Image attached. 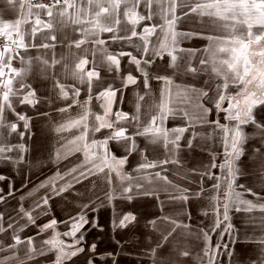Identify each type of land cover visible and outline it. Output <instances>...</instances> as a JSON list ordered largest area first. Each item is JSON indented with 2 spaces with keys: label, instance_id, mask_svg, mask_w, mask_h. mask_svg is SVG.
<instances>
[{
  "label": "snow or ice",
  "instance_id": "6c2138e0",
  "mask_svg": "<svg viewBox=\"0 0 264 264\" xmlns=\"http://www.w3.org/2000/svg\"><path fill=\"white\" fill-rule=\"evenodd\" d=\"M7 4L18 10L19 16L0 19V162L29 163L25 153L29 151L26 145L33 117L27 111L41 103L37 89L28 82L34 70L54 81L66 102L56 111L66 118L52 129L58 134L59 146L50 159L57 168L38 185L37 190L44 189V195L30 209L19 204L0 210V264H95L97 244L86 243L85 232L99 227L89 216L99 210L97 205L105 204L112 206L114 230L135 229L149 240L154 236V246L144 245L153 264H177L180 257L191 261L193 256L198 264H224L225 260L241 264L242 257L232 246L237 243L254 246V256L246 264H264V165L259 176L261 190L238 182L244 175L239 167L244 145L251 139L245 126L256 129L264 142V0H7ZM190 17L198 18L201 27L179 30ZM205 20L208 28L203 27ZM68 29L73 38L58 39L57 34ZM184 41L206 43L203 47H183ZM57 47L66 49L59 58ZM122 61L132 67L122 70ZM56 66L72 83L56 78ZM201 73L209 76L206 88L176 84V79L194 80ZM130 86L143 91L136 93L131 115L122 108ZM82 90L86 96L83 101L79 99ZM173 95L181 103L194 99L195 120L220 130L222 156L218 160L213 155L202 171L193 170L199 177L193 182L196 190L174 184L166 174L168 165L182 166L180 141L193 119L184 109L170 106ZM149 96L152 103L144 122L140 102ZM74 107L80 109L76 115H72ZM209 113H222L227 122L207 120ZM177 115L190 123L166 127L169 118ZM123 124L134 127L129 131ZM196 135L192 133L187 139L188 147ZM155 146L163 147L164 158H149ZM6 180L0 174V181ZM77 185L84 191H76V198L87 196V202L79 204L76 213L66 219L58 221L53 215L37 225L33 212L39 209L38 214L48 216L50 200L66 199L64 194L73 192ZM12 196L9 187L7 197ZM146 198H151L159 214L141 224L138 214L124 207L135 209L132 202ZM7 203L0 188V204ZM192 203L208 220L197 230L196 239L201 243L195 252L185 244L191 235L185 219H192ZM119 205L124 207L117 211ZM256 211L262 214L261 231L249 236L246 229L255 225L256 217L251 214ZM239 213L248 214L241 225L243 239L241 227L234 222ZM58 225L65 230H56ZM29 226L38 231L22 238ZM41 234L47 238L37 247L35 241ZM21 245L26 246L23 254ZM116 246L120 247V241ZM111 264L117 261L113 258Z\"/></svg>",
  "mask_w": 264,
  "mask_h": 264
},
{
  "label": "crops",
  "instance_id": "0c3cea01",
  "mask_svg": "<svg viewBox=\"0 0 264 264\" xmlns=\"http://www.w3.org/2000/svg\"><path fill=\"white\" fill-rule=\"evenodd\" d=\"M19 13L18 10H13L8 4L7 0H0V19L3 20H14L18 18ZM189 19V18H188ZM195 20L196 18L192 19ZM187 19L183 21L179 25V30L182 31H188L193 28L201 27V24L198 23H191L187 26L186 23ZM199 21V19H198ZM200 22V21H199ZM203 27L208 28V25H203ZM210 31H214L212 29H209ZM58 39H63L64 36H68L69 39L73 38V33L71 29H68L64 33H58ZM206 41H184L182 43L183 47H203ZM125 50H131L128 47H125ZM66 49L57 47L56 49V57L59 58L61 54L65 53ZM133 54L135 52L133 51ZM18 66V65H17ZM124 67L131 68V65H128L126 61H122V70ZM55 73V76L57 79L60 80L61 83H72V81L67 80L65 76L62 74V70L60 66H56V68L53 70ZM205 75V76H204ZM207 74L201 73L200 76L196 77L194 80L191 77H184L183 79H176V84H186V83H193L197 87L198 84H202V80L209 81V76H206ZM198 80V81H197ZM35 87L38 91V97L41 99V103L37 105L35 109H31L27 111V115L33 117V127H32V136H29L27 141V147H29V151L25 153L27 160L29 161L31 166L32 164L39 163L40 162V169L41 171H44L47 167H52L51 170L53 172L57 168V164L53 162L50 159V154L54 153V148L51 149V153H49L48 158L45 157V154L43 155L42 146L44 145L43 140L38 141L36 144L37 147L33 148L32 145V139L33 137H37L35 134L38 129L49 128L50 134L49 138L52 140L50 143L51 146L57 144L58 145V134L55 133L52 129L54 124L63 122V120L66 118V114H61L56 111V109L64 107L66 102L59 96L58 89L55 87L54 81L52 79L44 78L43 75H41L37 70H34V73L32 75V78L28 81ZM202 82V83H201ZM120 83L119 79L116 80V85L118 86ZM79 86V85H78ZM200 88V87H197ZM176 89L173 88V93H176ZM139 92L140 94H143V91L130 86L129 89L126 90L125 93V102L122 105V108L125 112H128L130 115L134 112V106L137 103V97L136 93ZM156 93V85L153 84V94ZM81 101L86 99V96L82 90L81 96L79 98ZM158 99V97H157ZM173 104L170 106H175L177 108H182L185 111L189 113V115L193 118L191 123L192 127L190 128L189 132H185L183 134L184 138L180 141L181 148L179 150V157L181 159L182 166L178 167L176 165H168V173H166L170 178V172H179L177 173L179 178L180 177H186L183 182L178 181V185H191L192 188H189L190 190H196L197 184L193 183L195 181H198L199 177L193 172V170L202 171L203 167L209 163L210 158L215 155L217 159L219 160L222 156V147H221V137H220V130L214 128V126L210 123H200L195 120V117L197 115V109L195 107L196 101L193 99L189 101L188 103H181L180 98L176 95H173ZM95 103L93 104V110H97L95 107ZM142 106V113H141V119L144 122H147L148 119V113L147 109L149 105L152 103V97H146L144 101L140 102ZM80 111L79 108L74 107L72 109V115L78 114ZM47 112L49 113L48 116H43L41 113ZM207 120H215L220 119L221 123H226L223 119V114L217 115L216 113H209L206 117ZM44 120L42 126H36V123L38 121ZM190 123L189 119L183 118L181 115H177L175 119L169 118V120L166 122V127L172 128V127H184ZM123 126L128 127L129 131L132 130L134 127L133 124H123ZM245 132L248 133L251 136V139L248 140V142L244 145L245 148V155L241 158V161L239 163V167L242 169L244 175L240 177L239 183L246 184L248 187L253 188L254 190H261L262 185L259 180V176L262 174L260 172V169L262 165H264V142L261 141V137L259 132L254 129L252 126H245L244 128ZM192 133H196L195 139L192 141V147H188L186 144V141L188 138H191ZM99 138V134H97ZM12 142L15 143L16 139L12 138ZM47 147V145L45 146ZM56 149V148H55ZM41 150V151H39ZM37 152H42V154H39L37 157H34ZM46 153V150H45ZM54 155V154H53ZM152 158H164V149L162 146H155L151 149V156ZM42 159H44L42 161ZM49 163L48 166L44 167L45 164ZM25 166V171L18 172L14 168V164L9 165V168L7 172L1 171L0 168V174L6 175L9 179L6 181H0V188L3 189V192H8L9 187L12 188L13 195L21 193L23 197V201L21 202L18 200L16 203V198L14 197H7L8 203L7 204H0V210L7 211L11 208H17L19 204H23L25 209H30L33 206V200L37 197V195H30L28 193L29 190L36 191L38 194L42 190L38 189V183H34L35 181H32V178L34 177V171L31 172V170L26 169V164L22 165ZM128 167L127 165L125 166ZM150 171V170H149ZM155 171V170H154ZM214 173L218 174L217 169L212 170ZM256 177L257 180L253 181L252 178ZM46 179V178H45ZM163 183L162 181H160ZM87 183V182H85ZM207 183V182H206ZM79 186V185H77ZM5 188V189H4ZM74 192V191H73ZM41 193L39 195H41ZM7 194V193H5ZM70 194V193H69ZM69 194H64L67 198H57L54 197L52 200H50L51 208L48 209L49 215L43 217L44 219L48 220L51 216H55L57 220H63L66 219L67 216L71 214H75L74 211V205L77 206V204H74V200L70 199ZM71 194H73L71 192ZM74 195V194H73ZM72 196V195H71ZM14 198V199H13ZM247 198H251L248 196ZM72 200V201H71ZM33 202V203H32ZM61 202V203H60ZM87 202V196L85 198V203ZM27 203V204H24ZM55 203V206H54ZM58 203L60 205L58 206ZM84 203L83 199L81 204ZM30 205H32L30 207ZM191 207H198V205H189V208ZM35 215V211L33 212ZM251 215L256 217L255 225H250L247 229V235L251 236L253 234L258 235L261 231L259 225L261 223L260 216L262 215L259 211H256L252 213ZM36 218L37 225L42 224V218L41 216L39 218ZM248 218V214L245 213H239L237 214V217L235 219V223L238 227H241L243 221H245ZM24 221H21V224H23ZM64 229V228H63ZM56 230H62V225H58V228ZM65 230V229H64ZM38 231V229L35 226H29L26 228L22 233V238L27 236H34L35 233ZM52 230H50L51 232ZM245 234V230L241 227V239H243V236ZM47 238L46 234H41L40 237H38L35 241V244L37 247L40 246L42 239ZM195 239V238H194ZM233 248L236 250L239 257H242L241 264H246V261L249 257L254 256V246L248 243H237L232 245ZM25 245H21V254H23V251L25 250ZM224 264H228V261L225 260Z\"/></svg>",
  "mask_w": 264,
  "mask_h": 264
},
{
  "label": "rangeland",
  "instance_id": "374dc122",
  "mask_svg": "<svg viewBox=\"0 0 264 264\" xmlns=\"http://www.w3.org/2000/svg\"><path fill=\"white\" fill-rule=\"evenodd\" d=\"M195 18L196 17H190L189 19H187L186 21L187 26L191 23L200 24V22L198 21V18H196V22L195 20H192ZM203 25H208V22L205 20ZM202 81L203 83L201 82L202 84L200 85L198 84L199 82H197V87L206 88L207 81L206 80H202ZM43 122L45 121L44 120L38 121L36 123V126H42ZM35 134H37L36 135L37 137H33L32 142H31L33 145V148L37 147L36 144L38 143V141L43 140L44 145L45 146L47 145V147L42 146L41 150H43V155L45 154V157L48 158L49 153H51V149L54 148L53 150H55V148H57L59 145L55 144L51 146L50 148L49 145L52 140L49 138V136H51L49 128L43 129L41 127V129H38ZM29 136H32V132L29 134ZM45 150H46V153H45ZM39 154H42V152H37L36 155H34V157H37ZM12 155L15 156L16 154L13 153ZM43 160L44 159H42V161ZM29 165L30 164H26V169L31 170V172L32 171L35 172L34 177L32 178V181H35L34 183H38V185L41 181L45 180V178H47L49 175L53 174V170H51L52 167H47L44 171H41L40 169L42 168H40V162L32 164L31 166ZM48 165L49 163L45 164L44 167ZM0 168H1V171L7 172L9 168V164L0 162ZM14 168L18 172L25 171V166H22V165L14 164ZM150 171H154V170H150ZM177 173L179 172H170L169 179L172 180L174 184H178V181L180 182L184 181V179L179 178ZM138 175H142V174H138ZM7 179L9 178L7 177ZM252 180L256 181L257 178L253 177ZM158 183H161V182H158ZM185 186L187 185L183 184L180 187L192 188L191 185H188L187 187ZM39 190H42V193L40 192L41 195H39L40 193L38 194V192H36L35 190L28 191V193L29 194L31 193V195H37V197L33 200V202L36 200H39L44 195V189H39ZM76 191L83 192L84 190L79 185V186H76L74 192H72L74 195L71 193L69 194L70 199L74 200V204L76 203L78 206L79 204H81L82 199L85 203L86 196H84L82 199H77L76 194H75ZM5 193L7 192H4V194ZM5 195L7 196V194ZM12 197L16 198V201H15L16 203L18 202V200H20L21 202H24L23 200L20 199L22 197L21 193L14 194ZM163 198L164 197L162 194L161 199ZM60 203H58V206L60 205ZM132 203L135 205V209H132L130 207H124L123 205H119L116 210L119 211L121 207H124L125 211L134 210L138 214L139 218L141 219V224L144 223L145 219H152L153 214H159V208L153 203H151V198L135 200ZM24 204H27V203H24ZM191 205H197V204L192 203ZM31 206L32 205H30V207ZM54 206H55V203H54ZM77 206L74 205L75 212L78 210ZM97 207L99 210L94 214H90L89 219L97 220L99 227L98 228L89 227L88 230L85 232L86 243H89V244L96 243L97 244V256L95 258V264H111V260L113 258L117 261V264H153L149 249L145 247L144 245L153 243V246H154V236L152 240H149L146 236L142 235V232L136 231L135 229H132V230L115 229L114 230L111 227V223H110L111 218H112V212H113L112 206L105 204L102 207L100 205H97ZM189 210L191 212L192 219L191 221H188L185 219V222L190 224L191 235L187 237L185 244L188 250L195 252L199 250L197 246L201 243V241L196 239L197 230L200 226L206 225L208 223V220L200 214L199 207H191L189 208ZM39 212L40 210L37 209L35 211V215L33 214L34 217L36 216L37 218H39L41 216L42 222L43 223L47 222V220L43 218L45 216H43V214H38ZM181 219H184V218L181 217ZM101 228L103 229L102 231L100 230ZM62 230L64 231L63 226H62ZM143 231L150 232L151 230L143 229ZM116 241H120L119 248H117L116 246ZM109 252L115 253V256L114 257L107 256V253ZM81 259H83V257H81ZM177 264H198V261L195 256L191 258V261H189V258L180 257L179 260L177 261Z\"/></svg>",
  "mask_w": 264,
  "mask_h": 264
},
{
  "label": "trees",
  "instance_id": "16d2710c",
  "mask_svg": "<svg viewBox=\"0 0 264 264\" xmlns=\"http://www.w3.org/2000/svg\"><path fill=\"white\" fill-rule=\"evenodd\" d=\"M59 231H61V232H62L63 230H59Z\"/></svg>",
  "mask_w": 264,
  "mask_h": 264
}]
</instances>
